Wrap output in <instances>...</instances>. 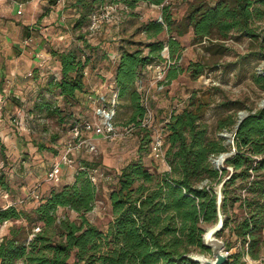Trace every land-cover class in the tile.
Returning a JSON list of instances; mask_svg holds the SVG:
<instances>
[{"label":"trees","instance_id":"trees-1","mask_svg":"<svg viewBox=\"0 0 264 264\" xmlns=\"http://www.w3.org/2000/svg\"><path fill=\"white\" fill-rule=\"evenodd\" d=\"M107 3L118 4L121 18L127 21L141 17L142 12L136 9L141 3L158 5L160 13L141 20L131 35L120 37L115 46L114 89L118 102L114 120L121 128L133 125V135L137 134L139 140L136 154L120 168L109 191L112 217L101 227L88 216L96 206L99 183L106 180L95 182L91 178V168L101 164L85 156L73 180L50 183V188L41 186L38 197L10 196L13 203L0 206V225L6 220H21L0 238V264H199L188 254L196 248L210 250L203 243V225L216 221L215 189L229 172L226 167L216 168L211 158L229 150V146L225 137L211 131L205 118L210 101L195 93L162 125L166 152L165 160L158 162L166 163L167 168L158 163L151 170L145 157L150 155L152 136L151 129L141 125L147 109L145 89L139 80L148 77V65L167 60L165 45L172 62L163 82L177 77L184 70L180 63L182 37L188 33L193 42H205L211 55V63H190L187 70L193 78L206 72L207 67L219 66L218 60L228 53L227 42L235 33L237 38L247 36L253 43L258 41L261 50L256 54L264 58V28L257 23L264 18V0H188L182 15L173 9V0H72L78 14L74 26L81 28L89 23L91 15ZM137 35L144 37L136 39ZM53 54L61 61L60 75L49 76L32 111L56 118L61 128L69 130L90 117L78 115L76 110L90 92L88 68L99 67L110 55L84 32ZM248 57L242 55L241 60ZM251 77L264 90V70L254 71ZM216 88L224 97L216 105L221 113L215 131L232 130L245 104L229 99L223 89ZM46 92L57 99L51 100ZM250 109L234 132L235 151L225 161L234 171L224 183L225 224L218 235L234 221L231 229L243 244L239 252H230L226 264H246L242 257L247 251L257 259L264 247V106ZM125 111L130 112L120 119ZM59 136L56 133L54 138ZM40 148L50 150L54 157L62 151L61 144L53 147L41 143ZM9 180L0 173V188L10 192ZM236 204L242 208V215L233 219L231 211ZM38 224L41 230L33 233ZM225 243L228 250L233 246L231 241Z\"/></svg>","mask_w":264,"mask_h":264},{"label":"rangeland","instance_id":"rangeland-1","mask_svg":"<svg viewBox=\"0 0 264 264\" xmlns=\"http://www.w3.org/2000/svg\"><path fill=\"white\" fill-rule=\"evenodd\" d=\"M187 2L188 0H173V9L178 15L184 13L188 6ZM65 5L66 7H64V4H61V8L64 7L65 13L68 14V27L66 28L72 30L74 34L73 41L77 40L78 35L84 32L92 43H101L105 48L109 46L108 41L105 43L106 36H109V33H113L114 38L112 39H115V42L119 43L120 37L131 35L141 20H148L150 17L160 15L159 10L153 6L141 3L136 8L142 12L140 18H132L130 21H127L126 18H121L122 12H117V16L113 20L109 22L105 21L97 30L90 31V21L81 28L74 26L75 16L78 15L76 8L70 3H66ZM69 15H73L72 18ZM257 23L262 24L261 28H264V18ZM235 35L236 33L228 40L227 45L230 48L225 56L219 58V66L215 68L207 67L206 72L197 78H193L187 68L192 61H210L211 63L210 52L206 48L207 44L205 42H193L190 33L182 37L184 49L180 63L184 70L169 83H166L165 88H163L164 90H157L154 86L153 91H151L150 102H152L151 104L155 112L157 124L163 125L171 112L181 109L186 104L185 100L196 93V97L210 101L206 109L205 118L208 120L207 122L210 125L211 131L219 135L222 131H215V122L221 111H219L216 105L224 96L217 90V86L225 91L229 99L242 100L243 104H245V108H242L243 110L250 111V108L255 110L264 106V90L256 85L251 77L254 71L261 72L264 70V58L256 54L257 51L261 50V47L258 41L253 43L250 37L241 36L237 38ZM142 37L144 36L137 35L135 38L142 39ZM117 43L115 45H118ZM242 55L249 57L241 60ZM107 62V60L103 61L95 69L93 67L88 68L87 75L90 73V78L94 77L91 81L93 80L94 83H97L101 80L97 74L98 71H104V69L106 71L114 70L116 61L106 64ZM27 77L23 81L15 80L12 84L11 92L8 91L7 96H0V173L4 172L6 177H9L10 187L12 189H10V195L13 198L26 196L31 188L40 181H44V177L48 172L49 161L54 158V154L46 148H40V144L44 143L46 146L58 147L60 144L65 145V142L70 136L69 130H65L63 127L61 128L56 118L45 117L37 111H32L39 91L47 83L46 81L49 76L46 80L42 79L41 81L38 79L34 81V78L30 74ZM102 92L103 90L98 93L95 90H91L89 93L97 96L99 93L102 94ZM46 96L51 100L57 99L54 95H50L47 92ZM76 110H78V115L84 114L92 116L94 114L93 106L85 107L79 104L76 106ZM129 112L126 113L125 111L120 119L126 118L125 116ZM56 133H59L60 136L55 139L54 135ZM136 135L134 133V135L129 137L106 141L105 146L104 143H98L97 141V149L87 152L95 161H100L99 163L109 173V178L99 183L96 206L88 213L89 218L101 227H105L112 217L109 191L116 181L117 169H120L121 165L125 162L127 163L136 154L137 139L139 140V137ZM100 145L105 147V152L99 150ZM145 159L151 165V170H153L154 165L159 163L157 159L150 155H147ZM70 169L72 171L70 170V172L66 173L60 184L74 179L77 166ZM44 182L47 184L45 187H51L50 182ZM44 189L42 188V190ZM4 193V190L0 188V206L6 203ZM231 213H233V219L236 217L235 215H237L238 219V216L240 217L242 215V208L236 204L232 208ZM75 215L73 214V217ZM14 223H21V220H6L0 225V238L3 233L5 235L9 232L10 227ZM234 223L232 221L230 226L226 227L222 234H217V237L225 242H233V246L229 249L230 252H239L243 244L234 230L231 229ZM211 225L213 223H207L203 226L207 228ZM199 250V248H196L197 252H200ZM263 252L264 247L260 256L264 254ZM205 254L210 257L212 256L211 250H206ZM242 259L244 260V256ZM245 263L249 264L246 261Z\"/></svg>","mask_w":264,"mask_h":264},{"label":"crops","instance_id":"crops-1","mask_svg":"<svg viewBox=\"0 0 264 264\" xmlns=\"http://www.w3.org/2000/svg\"><path fill=\"white\" fill-rule=\"evenodd\" d=\"M71 1L0 0V96H7L8 91L11 92L12 90L13 82L15 80L23 81L28 78L27 75L29 74L34 78V81L35 79L46 80L52 73L60 75L61 61L57 55L53 54V50L62 49L73 42L74 34L72 30L66 28L68 27V14L65 13L64 9L65 4H71ZM61 4H64L63 8H61ZM19 10L21 12H18ZM72 16L69 15L71 18ZM112 34L109 33L105 39V43L108 41L109 44L107 50L110 55L106 64L116 61L118 56L115 48L117 42L112 39L114 38ZM89 74L86 76V81L90 91L95 90L98 93L103 90L102 94H106L112 90L115 83L114 70L98 71L97 74L101 82L97 80V83L91 81L94 77L90 78L91 75ZM102 94L99 93V95ZM82 105L92 107L87 96ZM98 143H104L105 146L106 141L99 138ZM104 146L100 145L99 150L105 152ZM87 152L88 149L83 150L81 158L88 157ZM52 160L49 161V165ZM125 164L127 163L125 162L121 167ZM159 164L161 168H167L166 163ZM70 168L72 167H63V178L67 172L72 171ZM119 170L117 169L118 172ZM39 183L42 187L46 185L44 181Z\"/></svg>","mask_w":264,"mask_h":264},{"label":"built area","instance_id":"built-area-1","mask_svg":"<svg viewBox=\"0 0 264 264\" xmlns=\"http://www.w3.org/2000/svg\"><path fill=\"white\" fill-rule=\"evenodd\" d=\"M119 8L120 7L116 3H107L98 8V10L90 17V31L97 30L105 21L109 22L113 20L115 16H117L116 13L119 12ZM18 12H21V10ZM163 53H165L167 60L148 65V69L150 70L148 77L139 80V85H141V88L145 89L144 102L147 109L145 118L141 121V125L151 129L152 140L150 144V156L157 160H165L166 132L162 125L157 124L154 109L149 101L154 86L157 90H163V88H165V83L163 81L166 78L167 70L172 62L169 58L168 45L164 46ZM110 92L112 94L108 99L106 98L107 93L97 96L92 93L88 94V100H90L93 106L94 114L91 117L78 121L69 129V139L65 142V145H62V151L53 158L49 165L48 172L44 177V181L60 184L63 178V167L77 166L78 168L83 150H96L99 138L104 139L105 141H112L133 135V125L121 128L116 124L114 116L116 114V103L118 101L117 91L114 89V86ZM90 176L95 182H100L101 180L108 179L109 173H107L104 166L99 165L91 168ZM40 187L41 183H37L30 189L26 196L34 195L35 197H38ZM4 192V196L6 197V207L13 202L10 199V192L6 190H4ZM21 201L22 200L19 199L18 202ZM39 230H41L40 225H36L33 233ZM247 247L248 243H246V248ZM226 251L230 252L228 249ZM244 260L249 264H264V254L258 259H254L247 251L244 254Z\"/></svg>","mask_w":264,"mask_h":264},{"label":"water","instance_id":"water-1","mask_svg":"<svg viewBox=\"0 0 264 264\" xmlns=\"http://www.w3.org/2000/svg\"><path fill=\"white\" fill-rule=\"evenodd\" d=\"M263 72V71H261ZM260 72V73H261ZM248 110H240L238 113V119L235 124L234 129L222 131L219 133L220 136L225 137L226 144L229 146V150L221 152L216 156L211 158L214 166L216 168L225 169L228 168L229 172L225 175V177L219 182L216 187V203H217V218L213 225L205 228V232L203 233V243L206 247L210 248L212 252V256H207L204 251H192L188 254L192 259L199 262V264H226L229 260L230 252H227L226 243L224 240L218 238L217 234L219 231L223 230L225 224V214L223 212L222 204H223V187L224 183L227 179L230 178L234 168L231 165H226V159L235 151L234 146V132L238 128L239 124L243 121V119L249 114Z\"/></svg>","mask_w":264,"mask_h":264}]
</instances>
